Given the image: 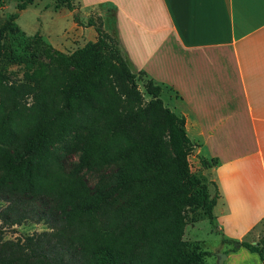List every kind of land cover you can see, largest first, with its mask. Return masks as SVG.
I'll use <instances>...</instances> for the list:
<instances>
[{
  "label": "trees",
  "instance_id": "obj_1",
  "mask_svg": "<svg viewBox=\"0 0 264 264\" xmlns=\"http://www.w3.org/2000/svg\"><path fill=\"white\" fill-rule=\"evenodd\" d=\"M59 5L74 8L72 0H54ZM72 18L80 24L77 12ZM97 18H87L96 39L76 49L71 68L38 34L20 55L0 33V264H207L202 256L211 251L182 237L187 213L212 222L215 202L207 179L190 171L184 119L150 78L143 96ZM71 152L73 163L65 158ZM108 166L113 177L104 183L90 187L80 176ZM26 219L49 229L3 237ZM222 240L264 264V228L255 243Z\"/></svg>",
  "mask_w": 264,
  "mask_h": 264
},
{
  "label": "crops",
  "instance_id": "obj_2",
  "mask_svg": "<svg viewBox=\"0 0 264 264\" xmlns=\"http://www.w3.org/2000/svg\"><path fill=\"white\" fill-rule=\"evenodd\" d=\"M102 2L129 69L159 85L163 104L183 117L193 164L215 160L202 169L213 220L185 223L183 238L207 249L188 232L206 219L216 245L209 262L223 251V264H263L222 239L255 243L264 228V0H78L87 14ZM79 27L95 37L86 21Z\"/></svg>",
  "mask_w": 264,
  "mask_h": 264
},
{
  "label": "rangeland",
  "instance_id": "obj_3",
  "mask_svg": "<svg viewBox=\"0 0 264 264\" xmlns=\"http://www.w3.org/2000/svg\"><path fill=\"white\" fill-rule=\"evenodd\" d=\"M23 0H0V33L3 39L6 40L8 45L11 47L12 51L16 54L25 55L26 50V40L31 39L34 34H38L41 41H43L50 49L58 50L67 56V67L71 68L74 61V54L77 48L81 47L85 42H92L96 39L91 37L88 32L83 28L79 27L83 25V22L91 17L93 22L96 23L99 17L101 22V27L113 35L111 24H112V11L111 6L108 3L102 2L92 6L88 9V14L85 13V8L82 10L79 8L78 0H72L74 8L72 10L67 9L63 5L54 7V0H32L27 3L25 9L20 13L16 5ZM39 8V13H33L32 8ZM15 12V16L12 20H8V15ZM74 12L78 13V18L80 19V24L73 21L72 14ZM20 13V14H19ZM84 15L86 18H84ZM61 16V19H60ZM41 25L42 29L38 27ZM93 27V25H92ZM59 29L55 35H53L54 29ZM41 29V30H40ZM42 31V32H41ZM49 38L54 41V43L49 41ZM17 65V64H16ZM15 64H10V70H16V75H20L22 70ZM147 77L143 73H136L134 77V82L137 87L143 93L145 98L149 95L145 92L143 83ZM70 135H66L65 139H68ZM63 142H59L56 145L57 149H61ZM68 162H74L77 160V153L71 152L67 153L65 156ZM190 171L201 178L206 179V172L202 171V167L195 166L193 164V158L191 156V151L187 156ZM80 176L85 181L88 186H94L97 184L104 183L113 177V171L110 166L102 167L98 169H82L80 171ZM5 202L0 200V206ZM197 217V212H188L186 216V223L193 222V219ZM199 222L197 226L189 228L188 232H192L191 236H196L195 238L206 239V247L209 250H214L215 241L212 240L213 233L208 231V221ZM49 229L45 222L42 220L26 219L21 221L19 224H14L5 230L3 235L4 238H14L17 235H23L32 232H40ZM183 237V236H182ZM188 241V240H187ZM190 248H201L197 242L188 241ZM203 249V250H207ZM223 252V251H217ZM215 252L214 260L209 262V258L212 256L213 252L204 254L202 259L207 264H218V255ZM209 257V258H208ZM224 259V258H223ZM223 261V260H222Z\"/></svg>",
  "mask_w": 264,
  "mask_h": 264
},
{
  "label": "water",
  "instance_id": "obj_4",
  "mask_svg": "<svg viewBox=\"0 0 264 264\" xmlns=\"http://www.w3.org/2000/svg\"><path fill=\"white\" fill-rule=\"evenodd\" d=\"M217 255H218V259H217L218 264H223L222 260L225 257V253L224 252H217Z\"/></svg>",
  "mask_w": 264,
  "mask_h": 264
}]
</instances>
